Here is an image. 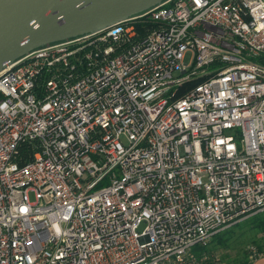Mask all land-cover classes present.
Wrapping results in <instances>:
<instances>
[{
    "label": "built area",
    "instance_id": "1",
    "mask_svg": "<svg viewBox=\"0 0 264 264\" xmlns=\"http://www.w3.org/2000/svg\"><path fill=\"white\" fill-rule=\"evenodd\" d=\"M261 212L264 0H164L0 71V264H208Z\"/></svg>",
    "mask_w": 264,
    "mask_h": 264
},
{
    "label": "water",
    "instance_id": "2",
    "mask_svg": "<svg viewBox=\"0 0 264 264\" xmlns=\"http://www.w3.org/2000/svg\"><path fill=\"white\" fill-rule=\"evenodd\" d=\"M164 0H0V71L27 53L140 14Z\"/></svg>",
    "mask_w": 264,
    "mask_h": 264
},
{
    "label": "rangeland",
    "instance_id": "3",
    "mask_svg": "<svg viewBox=\"0 0 264 264\" xmlns=\"http://www.w3.org/2000/svg\"><path fill=\"white\" fill-rule=\"evenodd\" d=\"M190 58L189 53L187 61ZM222 236L226 238L225 244L220 245L219 240H215L207 247L196 250L195 254L198 257L210 256L212 259L208 264H214L216 260L219 264H246L248 258L250 259V248L255 247L258 251L260 248L264 252V234L253 226H247L246 223L223 231Z\"/></svg>",
    "mask_w": 264,
    "mask_h": 264
},
{
    "label": "trees",
    "instance_id": "4",
    "mask_svg": "<svg viewBox=\"0 0 264 264\" xmlns=\"http://www.w3.org/2000/svg\"><path fill=\"white\" fill-rule=\"evenodd\" d=\"M138 28L141 31L143 29L142 28V25H140ZM201 81H202V79H199V80L194 81L193 83H189L188 85H186V87H185V89L183 90L182 93H184V91H186L187 89H190V88L194 87L195 85H197ZM244 223H246L247 226H253L254 228L258 229L261 233L264 234V212H261V213H257L255 215H252V216L248 217L247 219L243 220L242 222H239V223L235 224L232 227L243 226ZM222 235H223V232L217 234L214 237V239L212 240V242L215 241V240H219V244L220 245L225 244L226 243V238H224ZM198 249H200V248L199 247L196 248V250H198ZM259 252L261 254L263 253L260 248H259ZM249 256H250V254H249ZM246 264H250V259L249 258H248V261H247Z\"/></svg>",
    "mask_w": 264,
    "mask_h": 264
},
{
    "label": "crops",
    "instance_id": "5",
    "mask_svg": "<svg viewBox=\"0 0 264 264\" xmlns=\"http://www.w3.org/2000/svg\"><path fill=\"white\" fill-rule=\"evenodd\" d=\"M250 264H264V252L262 253V255L260 257H258L255 260H252L250 262Z\"/></svg>",
    "mask_w": 264,
    "mask_h": 264
}]
</instances>
